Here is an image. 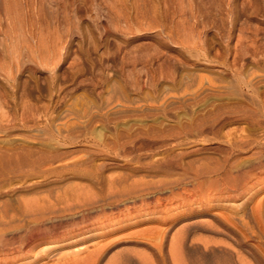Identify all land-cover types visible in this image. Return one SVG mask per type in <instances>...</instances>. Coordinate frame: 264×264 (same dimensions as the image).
<instances>
[{"label": "rangeland", "instance_id": "374dc122", "mask_svg": "<svg viewBox=\"0 0 264 264\" xmlns=\"http://www.w3.org/2000/svg\"><path fill=\"white\" fill-rule=\"evenodd\" d=\"M49 210L90 213L0 264H264V0H0V239Z\"/></svg>", "mask_w": 264, "mask_h": 264}, {"label": "bare ground", "instance_id": "6f19581e", "mask_svg": "<svg viewBox=\"0 0 264 264\" xmlns=\"http://www.w3.org/2000/svg\"><path fill=\"white\" fill-rule=\"evenodd\" d=\"M119 178V177H118ZM118 178H116L117 180H118V182H119V184H121V183H123L122 181L124 180H119ZM121 178V177H120ZM124 178V177H123ZM115 179H108L107 180V184H108V187L107 188H111V187H114L115 186ZM125 182V181H124ZM119 184H118V186H119ZM123 184H125V183H123ZM122 185V184H121ZM120 185V186H121ZM134 185V184H133ZM123 186V185H122ZM126 185H124L123 186V188L122 189H115V188H111L110 190H109V192H108V190H106L108 193L107 194H105L106 195V197H105V195H104V193H102L103 195H104V197H102L101 198V200L100 201H95V202H92V203H90V206H91V210L90 209H88V204L87 205H85V203L84 204H82L81 205V207H80V209L83 207V206H87V209L86 210H89L91 213H93V210L95 211V215L94 216H92V218H93V221L91 222L92 224H91V226H89L88 228H86V229H84V230H81L80 232H82L83 234L84 233H86L85 234V236L84 237H82V238H89V236H91V235H93V232L95 231V230H99L98 232H96L95 234H98V235H100V237H103L104 236V229L106 228V226H107V224H109L110 223V221H111V219H113V220H121L122 219V215H123V210H119L118 208H117V206L116 205H118V202H119V200L118 199H120L121 197H126V199H131V198H135L136 196H135V193L137 192H135V191H133V190H125L124 189V187H125ZM136 186V185H135ZM128 187V186H127ZM137 187V186H136ZM121 188V187H120ZM126 188V187H125ZM134 188V187H133ZM132 188V189H133ZM128 189H129V187H128ZM136 189H138V188H134V190H136ZM139 195V194H138ZM70 196V195H69ZM67 197V196H66ZM77 199V198H76ZM130 201V200H129ZM131 201H133V200H131ZM74 202H75V200H74ZM136 202V201H135ZM130 203V202H129ZM132 203V202H131ZM130 205V204H129ZM129 205H128V207L126 208V209H128L129 211L131 210V206L129 207ZM133 205V204H132ZM65 206V205H64ZM69 206V205H68ZM74 206V205H73ZM73 206H72V209H73ZM77 206V207H78ZM106 206H110V207H114V206H116V208L118 209L117 211H119L118 213H117V215L115 216V217H113L114 215H112V217L111 218H109L110 217V214H108V210L106 211ZM61 208V207H60ZM70 208L71 207H68V208H66V207H64V208H61V210H59V211H57V212H54V213H57V215H58V213L59 212H62V211H67V209L68 210H70ZM75 209H76V206L74 207ZM79 209V208H78ZM78 209H76V210H78ZM93 209V210H92ZM84 210V209H83ZM109 210H110V208H109ZM136 210V209H135ZM54 211V210H53ZM53 211L51 210H49L48 212H44V211H40L39 213H35L34 214V216H35V220L36 221H34L35 222V224H37V222H38V225H39V223L40 224H42L43 223V221H45V220H47L48 219V222L47 221H45L46 222V226L47 227H45L43 230H41V229H39V227H35L34 229H32V230H30L29 231V233L28 234H26L27 236H25V240L23 241V242H19L20 244H17V245H15V243H16V239H14L13 237H12V239L10 238V239H8V240H3V239H0V252H3L4 254H10V255H13L14 253L16 254V252L18 253V252H22V251H24V253H25V255H28V254H30V256H33V255H31L32 253H34V257L35 258H33V260L35 259L36 260V258H37V253H35V251H36V248H38L39 246H40V244H43L44 242H42V238H44L46 235L48 236V235H51V234H56V233H58V230H60L61 231V229H64V232H65V234H64V236H63V238H61L62 240L61 241H63L64 239H66L67 237H68V239H69V236L71 237V236H75V235H78L80 232H79V230H78V225L81 223V222H83V221H85L86 219H88L87 218V214L88 213H90V212H88L87 214H86V211H85V213L84 212H82V214H81V216H78L79 214L78 213H76V214H78L77 216L79 217V220L77 219V218H71L70 216L71 215H74V214H71L70 216H69V219L71 218V220L69 221V219H68V221H65V220H63V222H65V223H63V222H61V221H59V222H57L56 221V223H53V222H49V220H51V216L50 215H53ZM116 211V212H117ZM49 212H51V213H49ZM70 212H72V211H70ZM115 212V213H116ZM124 212H125V210H124ZM138 212V211H137ZM67 213V212H66ZM68 213H69V211H68ZM74 213H75V211H74ZM112 213V212H111ZM50 214V215H49ZM60 215H61V213H60ZM67 216V217H68ZM76 216V217H77ZM130 216H133V215H131V214H129V215H127V219H129L130 218ZM27 217V216H26ZM32 217V216H31ZM89 217V216H88ZM134 217V216H133ZM53 218V217H52ZM56 218V217H55ZM66 218V217H65ZM90 218V217H89ZM42 219H43V221H42ZM60 219H62V218H60ZM63 219H64V216H63ZM90 221V220H89ZM119 222V221H118ZM2 223V222H1ZM116 223V222H115ZM43 225H44V223H43ZM109 226V225H108ZM111 226V225H110ZM80 228V227H79ZM107 230V229H106ZM105 230V231H106ZM146 230V229H145ZM63 232V233H64ZM108 232V231H107ZM154 232L151 230V229H148V230H146L144 233H143V235L144 236H146L147 238H151V239H154V238H156V237H154L153 238V236H154V234H153ZM81 234V233H80ZM98 235H97V237H98ZM142 235V234H141ZM11 236V235H10ZM44 236V237H43ZM81 238V239H82ZM109 239V238H108ZM148 239V240H149ZM150 239V240H151ZM105 240V238L104 239H102V241H104ZM101 242V241H100ZM172 243V242H171ZM60 244H56V245H48L47 247H43L39 252H45V251H47V250H51V249H54V248H56V247H58ZM104 246H105V243H102L101 242V244H96L95 245V247L93 248L94 250H92L91 249V251H89L88 250V252H87V257H91L94 253H98V252H100V251H102V250H104ZM84 247V246H83ZM86 247H84V249H85ZM20 254V253H19ZM22 254V253H21ZM41 254V253H40ZM43 254V253H42ZM41 254V255H42ZM117 255H119V254H117ZM5 256H8V255H5ZM119 257H120V255H119ZM22 258H24V257H22ZM12 260H13V258H11ZM16 259H18V258H16ZM15 260V259H14ZM36 262V261H35Z\"/></svg>", "mask_w": 264, "mask_h": 264}, {"label": "crops", "instance_id": "0c3cea01", "mask_svg": "<svg viewBox=\"0 0 264 264\" xmlns=\"http://www.w3.org/2000/svg\"><path fill=\"white\" fill-rule=\"evenodd\" d=\"M204 254H192V253H185V260H189L191 262H185V264H206L205 258H203ZM232 255L229 252L222 253L221 264H229V260Z\"/></svg>", "mask_w": 264, "mask_h": 264}]
</instances>
